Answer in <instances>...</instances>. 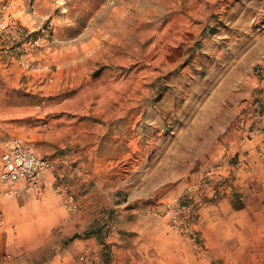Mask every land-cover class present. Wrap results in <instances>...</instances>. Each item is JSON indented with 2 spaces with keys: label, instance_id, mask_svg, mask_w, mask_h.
Returning a JSON list of instances; mask_svg holds the SVG:
<instances>
[{
  "label": "rangeland",
  "instance_id": "1",
  "mask_svg": "<svg viewBox=\"0 0 264 264\" xmlns=\"http://www.w3.org/2000/svg\"><path fill=\"white\" fill-rule=\"evenodd\" d=\"M259 96L264 0H0V158L15 138L48 157L59 217L18 259L20 197H0V264H264V223H245L264 208L243 210L264 203V118L239 119ZM216 103L247 140L214 161L185 128ZM233 164L251 192L234 191ZM183 202L186 234L167 211ZM212 205L214 257L199 227Z\"/></svg>",
  "mask_w": 264,
  "mask_h": 264
},
{
  "label": "crops",
  "instance_id": "2",
  "mask_svg": "<svg viewBox=\"0 0 264 264\" xmlns=\"http://www.w3.org/2000/svg\"><path fill=\"white\" fill-rule=\"evenodd\" d=\"M254 80H256V77L253 76L252 78L251 76V85L248 87L250 92L253 91L252 82ZM223 97L224 96L220 94L219 101H222ZM211 108L212 107L206 105L201 108H197L194 114L195 117L193 115L194 119L192 117L190 121L187 122L185 134L188 137H191L190 131L194 130L192 137L195 140H198L197 133H199V129L204 133L201 141L204 145L205 153L207 152V155H205L204 157L202 156V158L207 157L208 159H212L215 161L222 158L227 159L229 158V156L235 155L239 151L240 153H242L243 151H241L240 145L247 140L245 133L241 132L240 135H237L233 131L231 132L230 130H228V128L231 126L229 112H224L223 109H221V106L216 103L215 114L212 115ZM261 122L262 123L259 127L263 128L264 120H262ZM247 129L248 127L246 128V130ZM258 133L260 134L255 136L253 140L257 138L264 139V131H259ZM188 143L191 142L188 140ZM233 150L235 151L232 153ZM243 159H247V156H245ZM244 166L245 167L238 168V165H234L232 167V174L235 177L234 191H237V188H239V191L246 193L248 191L251 192L249 180L247 178L253 174V171L252 169H250V167H248V165L245 164ZM195 169L197 170V173H200L203 170V166L194 168L193 170ZM51 182L52 181L50 179L49 173H45L40 182L35 186L28 185L25 180H19L15 183L9 184L1 182V184L5 186V189L0 190V197H3V195H5L9 198L15 193H17V195L20 197V200L16 202L17 208H19L20 210V216L17 221L19 222V224H21L20 232H23L25 234L21 233V236L19 235L20 237L18 247L21 249L20 253H18L19 255H17L18 259H20L22 255H28L30 251H33L35 249V247L40 246V241L45 240L53 227H55L56 223L59 221V217L55 215V210L58 207L55 203L53 204L49 201V198L51 197ZM18 186L26 187V190L20 188L17 191ZM253 190H255V188H253ZM231 193L232 192H229L227 194L228 197ZM1 199L2 198H0V200ZM224 200L218 199L217 201L222 203ZM2 201H0V204H2ZM220 205L221 204H219V206ZM257 206H259L260 209L261 206L264 208L262 199H250L247 206H245L243 210L244 212H250L253 207ZM215 207L217 206L212 205L209 208L205 209V211L203 212V218L201 217V221L199 224L200 230L203 232V236L205 237L204 243L205 247L207 248L206 255L204 256H215ZM256 221L264 223V212H259L257 217L250 215L248 221H245V223H255ZM257 237L263 238L264 232L259 230L257 232ZM38 264L51 263L46 262V260H42V262Z\"/></svg>",
  "mask_w": 264,
  "mask_h": 264
},
{
  "label": "built area",
  "instance_id": "3",
  "mask_svg": "<svg viewBox=\"0 0 264 264\" xmlns=\"http://www.w3.org/2000/svg\"><path fill=\"white\" fill-rule=\"evenodd\" d=\"M264 118V96L241 103L239 119L242 123H253ZM264 156V155H263ZM54 167L46 156L37 153L23 138H15L1 154L0 181L5 184L25 180L30 186L37 185L43 175ZM170 227L186 234L196 212L189 202L168 205Z\"/></svg>",
  "mask_w": 264,
  "mask_h": 264
}]
</instances>
